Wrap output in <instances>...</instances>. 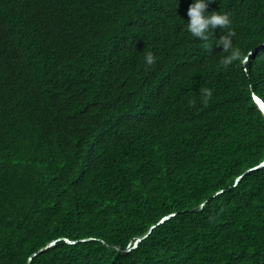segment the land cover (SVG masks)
Returning <instances> with one entry per match:
<instances>
[{
  "label": "trees",
  "instance_id": "1",
  "mask_svg": "<svg viewBox=\"0 0 264 264\" xmlns=\"http://www.w3.org/2000/svg\"><path fill=\"white\" fill-rule=\"evenodd\" d=\"M192 2L0 0V264H264V0L209 5L228 68Z\"/></svg>",
  "mask_w": 264,
  "mask_h": 264
},
{
  "label": "clouds",
  "instance_id": "2",
  "mask_svg": "<svg viewBox=\"0 0 264 264\" xmlns=\"http://www.w3.org/2000/svg\"><path fill=\"white\" fill-rule=\"evenodd\" d=\"M212 3V0H193L190 4L187 16L188 20L184 26L187 33L203 42L205 47H207L208 42L212 39L214 35V30L220 27L224 30V35H221L219 39H215L216 47H222L223 51L228 53V55L223 56L220 63L224 68H228L234 62H245L246 57L242 56L240 51L234 47L233 38L236 33L231 28V21L227 14H220L217 11L208 12L207 9ZM156 62V57L152 52H148L144 56V63L147 66H151ZM202 101L207 103L208 99L212 96V92L209 89H203ZM263 115L264 113L261 112Z\"/></svg>",
  "mask_w": 264,
  "mask_h": 264
},
{
  "label": "water",
  "instance_id": "3",
  "mask_svg": "<svg viewBox=\"0 0 264 264\" xmlns=\"http://www.w3.org/2000/svg\"><path fill=\"white\" fill-rule=\"evenodd\" d=\"M260 47H258L259 49ZM264 167V161H262L261 163H259L258 165L248 169L242 176L238 177L236 179V183L239 182L241 180V178L246 175L247 173L251 172V171H254V170H258V169H261ZM222 191H219L216 193V195L220 194ZM214 195V196H216ZM205 203L201 204L200 206L192 209V210H186V211H190V212H196V211H200L202 210V208L204 207ZM176 214L175 213H172V214H169V215H166L164 217H162L155 225H153L150 230L148 232H146L145 234L139 236V237H136L133 242H130L128 244L127 247L125 248H122V247H119V246H114V245H109L107 244L106 242H104V245L110 249H113V250H116L118 252H121V253H128V252H131L132 250L138 248L139 244L141 242H143L145 239H147L150 235H151V232L152 230L165 223L166 221H168L169 219H171L172 217H174ZM64 240L65 242H67L68 244H75L77 243L78 241H71L67 238H60V239H57V240H52V241H49L48 244L46 246H44L43 248L39 249L37 252H34L29 258H28V261L26 262V264H31L33 258H35L37 255L43 253L44 251L48 250L49 248L53 247L57 242L59 241H62ZM91 240H95L94 238H86V239H82L81 241L82 242H86V241H91Z\"/></svg>",
  "mask_w": 264,
  "mask_h": 264
},
{
  "label": "bare ground",
  "instance_id": "4",
  "mask_svg": "<svg viewBox=\"0 0 264 264\" xmlns=\"http://www.w3.org/2000/svg\"><path fill=\"white\" fill-rule=\"evenodd\" d=\"M253 99H254V102H255V104L257 105V107H258V109L261 111V112H263L264 113V111H262L261 109H260V107H259V104L258 103H260L261 104V106H262V108H263V110H264V106H263V104L257 99V98H255V97H253ZM264 161V160H263Z\"/></svg>",
  "mask_w": 264,
  "mask_h": 264
}]
</instances>
